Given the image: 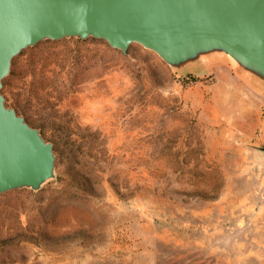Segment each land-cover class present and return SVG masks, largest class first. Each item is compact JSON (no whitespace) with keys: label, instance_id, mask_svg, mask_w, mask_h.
I'll use <instances>...</instances> for the list:
<instances>
[{"label":"rangeland","instance_id":"rangeland-1","mask_svg":"<svg viewBox=\"0 0 264 264\" xmlns=\"http://www.w3.org/2000/svg\"><path fill=\"white\" fill-rule=\"evenodd\" d=\"M24 51L2 94L56 178L0 194V264H264L263 89L229 59L177 72L139 44Z\"/></svg>","mask_w":264,"mask_h":264},{"label":"water","instance_id":"water-1","mask_svg":"<svg viewBox=\"0 0 264 264\" xmlns=\"http://www.w3.org/2000/svg\"><path fill=\"white\" fill-rule=\"evenodd\" d=\"M69 38L123 54L139 44L177 72L203 56L229 59L264 90V0H0V194L56 178L53 144L6 105L2 88L24 50Z\"/></svg>","mask_w":264,"mask_h":264},{"label":"bare ground","instance_id":"bare-ground-1","mask_svg":"<svg viewBox=\"0 0 264 264\" xmlns=\"http://www.w3.org/2000/svg\"><path fill=\"white\" fill-rule=\"evenodd\" d=\"M204 55V54H203ZM202 54H201V56H203ZM203 58V60H205L204 61V64H207V65H209L211 62H213L217 57H212V56H203L202 57ZM247 80V79H246ZM248 81V80H247ZM248 83H249V81H248ZM251 83V82H250ZM251 85V84H250ZM254 85V84H253ZM242 86V85H241ZM230 87V84H227V86H225L223 89H222V91L224 92V96H226V91L228 90V88ZM234 88H237V86L236 85H234ZM241 89V88H240ZM239 89V90H240ZM243 90V89H242ZM225 99V98H224ZM242 103V102H241Z\"/></svg>","mask_w":264,"mask_h":264},{"label":"trees","instance_id":"trees-1","mask_svg":"<svg viewBox=\"0 0 264 264\" xmlns=\"http://www.w3.org/2000/svg\"><path fill=\"white\" fill-rule=\"evenodd\" d=\"M25 53V51H23L19 56H22ZM17 58V57H16Z\"/></svg>","mask_w":264,"mask_h":264}]
</instances>
